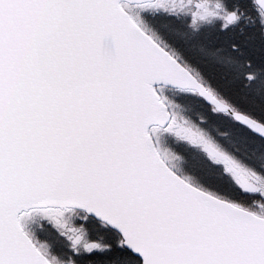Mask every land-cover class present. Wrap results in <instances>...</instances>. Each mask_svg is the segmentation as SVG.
<instances>
[{
    "label": "snow or ice",
    "instance_id": "snow-or-ice-1",
    "mask_svg": "<svg viewBox=\"0 0 264 264\" xmlns=\"http://www.w3.org/2000/svg\"><path fill=\"white\" fill-rule=\"evenodd\" d=\"M0 264H264V0H0Z\"/></svg>",
    "mask_w": 264,
    "mask_h": 264
}]
</instances>
